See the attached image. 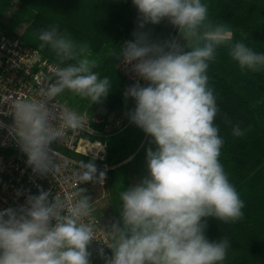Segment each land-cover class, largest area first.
<instances>
[{"label": "clouds", "instance_id": "clouds-1", "mask_svg": "<svg viewBox=\"0 0 264 264\" xmlns=\"http://www.w3.org/2000/svg\"><path fill=\"white\" fill-rule=\"evenodd\" d=\"M132 2L139 13V29L167 19L191 50L185 51L174 38L155 43L147 33L136 31L134 42H125L118 54L111 53L148 82L127 88L124 96L136 102L129 113L131 122L153 138L157 149H147L148 176L119 192L122 226L114 223L108 231L113 242H103L112 250L105 264H221L229 241L210 242L202 218L235 223L243 218L245 204L219 161L224 141L214 123L219 108L208 87L207 70L217 48L229 44L233 33L209 19L201 0ZM38 39L39 46H50L61 63H75L55 67L54 82L45 83L36 98L14 99L11 114L14 135L33 173L56 176L58 152L50 145L62 141L68 131L83 130L86 117L53 101L67 91L91 104L100 103L112 83L93 71L97 61L89 58L87 44L60 35L56 27ZM229 48L241 69H264V54L243 42ZM232 134L244 132L237 125ZM78 169L73 174L77 185L102 183L106 176L100 172L97 177L92 162L81 160ZM85 192L77 186L71 196L57 192L50 200V191L41 189L39 195H29L20 209L0 211V264H92L89 247L98 239L94 225L85 222L95 211ZM99 254L104 257L103 249Z\"/></svg>", "mask_w": 264, "mask_h": 264}, {"label": "trees", "instance_id": "trees-1", "mask_svg": "<svg viewBox=\"0 0 264 264\" xmlns=\"http://www.w3.org/2000/svg\"><path fill=\"white\" fill-rule=\"evenodd\" d=\"M208 8L209 19L223 24L233 33L229 44L243 42L258 54H264V0H201ZM139 13L132 0H0V29L36 48L43 57L60 67L61 63L50 46L41 48L39 35L56 27L62 36L77 44L88 45L89 58L97 61L93 69L100 78L112 83L108 96L92 103L69 92L59 98L78 111L123 114L122 130L107 134L106 162L110 170L106 179L109 210L113 223L120 222L122 202L119 192L132 186L135 175L140 181L148 176L147 149H157L153 138L131 122L129 113L136 102L125 98L128 81L118 72L119 53L125 42L135 40L136 31L148 34L155 43L173 38L184 47L186 41L177 27L167 19L158 25L138 28ZM229 44L216 50V59L209 62L208 87L213 90L219 113L215 125L224 143L219 161L244 201V216L235 223H224L215 217L206 221L205 236L210 242L229 241L226 259L221 264H264V69L253 72L241 69L229 55ZM126 99V100H125ZM99 114V113H98ZM239 126L242 136H234ZM125 161V162H124ZM123 162V163H122Z\"/></svg>", "mask_w": 264, "mask_h": 264}, {"label": "built area", "instance_id": "built-area-1", "mask_svg": "<svg viewBox=\"0 0 264 264\" xmlns=\"http://www.w3.org/2000/svg\"><path fill=\"white\" fill-rule=\"evenodd\" d=\"M55 67L60 66L43 57L36 48L0 29V211L20 209L26 205L29 195H39L41 189L50 191L51 200L57 192L62 197H68L77 190V186L82 188L86 183L77 185L73 175L79 170L81 159L74 156L85 159L84 163H94L97 177L100 172H104L106 176L103 182L95 183L105 186L110 170L106 162L107 134L125 127L123 114H113L112 118H107L103 114L76 110L86 117L85 128L78 132L68 131L62 141L56 140L50 145L52 150L58 152L60 171L56 176L51 173L45 176L33 173L32 167L27 164V155L14 135V117L11 114L13 100L36 98L45 83L54 82L52 70ZM116 69L128 81L126 89L137 83L140 86L148 85L147 81L132 71L131 64L119 60ZM53 103L73 109L59 97ZM18 191L20 195H17ZM85 222L94 225V235L98 239L93 240L89 247L92 256L103 260L110 258L112 250L103 242H112L100 220L92 214ZM100 249H103V258L99 254Z\"/></svg>", "mask_w": 264, "mask_h": 264}, {"label": "rangeland", "instance_id": "rangeland-1", "mask_svg": "<svg viewBox=\"0 0 264 264\" xmlns=\"http://www.w3.org/2000/svg\"><path fill=\"white\" fill-rule=\"evenodd\" d=\"M97 112L99 114H104L105 110L103 108H98ZM113 114L114 113L107 114V118H112ZM74 157L79 160L81 159L83 162L86 161L85 159L79 156H74ZM131 181H132V185L141 182L135 175L132 176ZM84 189H86V192L84 194L91 198L92 206L95 209V211L92 214L95 215L100 220L104 232L108 235L111 242H113L112 236L108 232L111 230V226L114 223H113L112 214L110 213L109 210V202H108L109 198H108L106 185L101 187L95 182H88L85 184Z\"/></svg>", "mask_w": 264, "mask_h": 264}, {"label": "crops", "instance_id": "crops-1", "mask_svg": "<svg viewBox=\"0 0 264 264\" xmlns=\"http://www.w3.org/2000/svg\"><path fill=\"white\" fill-rule=\"evenodd\" d=\"M85 186V185H84ZM84 186L82 188H84ZM91 262L92 264H105V260L95 257V256H91Z\"/></svg>", "mask_w": 264, "mask_h": 264}]
</instances>
